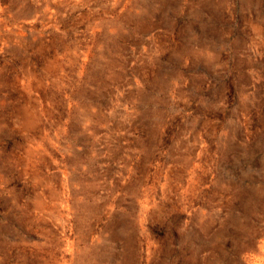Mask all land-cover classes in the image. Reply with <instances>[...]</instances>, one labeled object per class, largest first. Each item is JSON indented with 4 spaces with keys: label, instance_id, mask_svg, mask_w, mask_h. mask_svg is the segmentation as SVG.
<instances>
[{
    "label": "rangeland",
    "instance_id": "1",
    "mask_svg": "<svg viewBox=\"0 0 264 264\" xmlns=\"http://www.w3.org/2000/svg\"><path fill=\"white\" fill-rule=\"evenodd\" d=\"M0 264H264V0H0Z\"/></svg>",
    "mask_w": 264,
    "mask_h": 264
}]
</instances>
